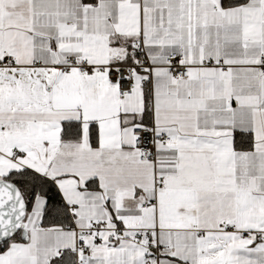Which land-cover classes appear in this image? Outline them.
<instances>
[{
	"label": "snow or ice",
	"instance_id": "1",
	"mask_svg": "<svg viewBox=\"0 0 264 264\" xmlns=\"http://www.w3.org/2000/svg\"><path fill=\"white\" fill-rule=\"evenodd\" d=\"M0 264H264V0H0Z\"/></svg>",
	"mask_w": 264,
	"mask_h": 264
}]
</instances>
